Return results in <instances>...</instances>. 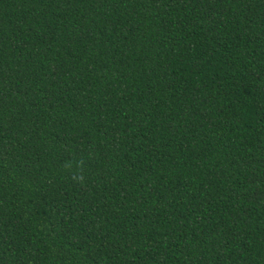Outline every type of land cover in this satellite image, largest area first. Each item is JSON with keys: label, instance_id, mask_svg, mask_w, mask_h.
<instances>
[{"label": "trees", "instance_id": "trees-1", "mask_svg": "<svg viewBox=\"0 0 264 264\" xmlns=\"http://www.w3.org/2000/svg\"><path fill=\"white\" fill-rule=\"evenodd\" d=\"M0 264H264V0H0Z\"/></svg>", "mask_w": 264, "mask_h": 264}]
</instances>
